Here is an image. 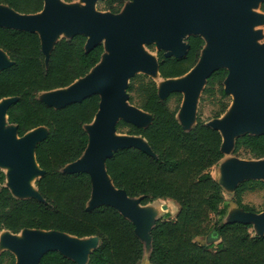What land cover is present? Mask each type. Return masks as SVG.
Here are the masks:
<instances>
[{"label": "trees", "instance_id": "trees-1", "mask_svg": "<svg viewBox=\"0 0 264 264\" xmlns=\"http://www.w3.org/2000/svg\"><path fill=\"white\" fill-rule=\"evenodd\" d=\"M99 2L102 9L117 15L131 0ZM43 4V0H0V5L27 15L40 12ZM259 9L264 13V0ZM87 40L83 34L61 38L46 60L37 33L0 26V49L11 61L0 71V100L16 98L7 110V123L15 125L19 137L41 126L48 130L35 148L36 162L43 171L35 182L41 199L13 196L4 186L5 175L0 171V231L17 234L36 229L77 238L94 236L99 244L86 264H140L144 246L135 234L134 224L111 205L87 209L92 190L90 176L63 171L85 151L89 136L84 126L92 122L100 97L92 95L62 108L38 98L41 92L69 86L100 62L105 52L103 43L87 50ZM184 42L188 50L182 57H166L163 50L155 52L161 78L181 77L199 60L204 39L198 34L188 35ZM227 75L226 68L215 70L203 88L200 103L205 98L213 100L212 119L223 115L230 105L231 97L223 85ZM126 92L129 102L151 115V123L140 128L120 121L117 131L143 137L153 155L136 147L119 149L106 160L107 174L128 197L140 198L141 205L156 200H171L178 205L174 218L167 213L151 228L149 263L264 264V233L252 234L250 223L223 222L228 204L211 174L223 158L219 131L200 116L192 128L185 130L176 118L182 94L173 92L167 99H160L156 82L147 75L130 78ZM172 98L175 105L171 108L168 103ZM233 153H245L249 159L264 158V134L236 137ZM257 188H264V181H240L231 202L246 212L264 211L243 203V194ZM212 229L219 236L216 243L200 242ZM0 264H16L14 254L3 251ZM39 264L78 263L53 250L46 252Z\"/></svg>", "mask_w": 264, "mask_h": 264}, {"label": "water", "instance_id": "water-1", "mask_svg": "<svg viewBox=\"0 0 264 264\" xmlns=\"http://www.w3.org/2000/svg\"><path fill=\"white\" fill-rule=\"evenodd\" d=\"M43 1L40 12L28 15L0 5V26L37 33L46 60L54 43L61 38L83 34L88 38L87 50L106 39L100 62L86 76L67 87L41 92L38 98L54 108H62L92 95L100 97L92 122L84 126L89 136L88 145L81 157L65 165L63 171L88 173L92 190L87 209L101 204L115 207L134 224L135 234L144 246L141 261L145 259L149 262L150 230L168 212V205L155 201L141 205L140 198H130L123 189L115 187L106 171V160L119 149L136 147L153 155L143 137L118 134L117 131L120 121L140 128L151 123L149 113L129 104L126 92L129 80L138 71H143L154 81H165L161 90L156 83L160 99L180 92L182 101L176 118L185 130H189L196 124L197 117L191 125L185 122L193 117L196 101L206 80L215 70L226 68L228 75L223 83L224 90L231 95L235 110L229 111L224 120L219 119L221 115L213 122H206L219 131L223 156L233 152L236 137L245 133L264 134V48L255 44L256 35L250 29L251 25L261 20L250 12L258 0H131L125 6L133 2V7H127L124 15L109 12L108 16L95 14L88 8L66 5L60 0ZM84 1L90 5L97 0ZM58 31H66L68 36L53 41ZM181 34H198L204 39L199 60L185 75L163 79L158 71L157 56L145 55L140 46L157 40V51H165L166 57H182L187 53L188 45L182 42ZM203 34L208 36L207 40ZM10 65L9 57L0 49V71ZM155 72L158 78L152 76ZM43 94L47 95L46 99ZM15 100L14 97L0 100V164L10 170L9 184L4 183V186L17 198L41 199L35 182L43 171L36 162L35 148L47 136L48 130L41 126L19 137L15 125L7 123V110ZM5 124L11 127L9 131H5ZM251 128L256 131H248ZM227 176L232 194L242 180L264 181V158L233 163L227 168ZM31 177L33 188L28 184ZM21 194L25 196H18ZM233 208L229 209L230 213L227 208L223 222L237 221L252 226L257 223L261 229L255 234L264 233V211L246 212L235 204ZM240 211L251 215L248 214L246 220H235ZM1 233L4 234L2 242L6 247L3 251L13 253L16 264H39L40 258L53 250L78 264H86L89 254L99 244V239L94 236L77 238L56 231L24 229L17 234L6 230ZM218 238L217 232L212 229L206 237V244Z\"/></svg>", "mask_w": 264, "mask_h": 264}, {"label": "rangeland", "instance_id": "rangeland-1", "mask_svg": "<svg viewBox=\"0 0 264 264\" xmlns=\"http://www.w3.org/2000/svg\"><path fill=\"white\" fill-rule=\"evenodd\" d=\"M60 1L66 5L76 6L79 8H88V9L92 10L95 14H99L102 16H108L109 15L108 11L102 9V4L99 2V0H97L96 2H94L93 4H90V5H88L84 0H75L73 2H65L63 0H60ZM259 3H260V0L256 1L254 3V5L251 7L250 12L254 15H258L261 20L258 23L251 25L250 29H251V32L256 35V37L254 39L255 44L258 45L259 47L264 48V14L259 9ZM127 7H133V2L128 4V6H125V8L120 13L121 15L125 14ZM203 35L207 40L208 36L206 34H203ZM65 36H68V33L66 31L55 32V34L53 36V41H55L61 37H65ZM186 36H187L186 34H181V40L183 43H184V39ZM106 42H107L106 39H103V43L106 44ZM140 48H141V51L145 55L156 58L155 52L158 49L157 40H155L153 43L142 44L140 46ZM142 74H144L143 71H138L136 73V75H142ZM155 81L158 85V88L161 90L165 84V81L161 80V79H156ZM224 88H225V86H224ZM40 95H42V94H40ZM201 95H202V92L199 94V98L196 101L193 117L190 120H186V122H185L187 125L193 124L195 122L194 120L197 116H200L203 121H206L209 123L214 121L212 119L213 111L215 109V106L213 105V100L211 98H205L204 102L200 103ZM42 97L46 99L47 95L43 94ZM231 100H232V97H231ZM129 104L138 108V106L135 103L129 102ZM168 104L171 108L174 107V105H175L174 98L170 99ZM231 107H232V103L230 102V106L227 110V113L222 115L219 118L220 120H224L227 117V115L229 114L228 112L230 111ZM10 128H11L10 126L5 124V127H4L5 131H9ZM88 129H89V127H88ZM248 131L255 132L256 130L251 128V129H248ZM118 132H119L118 134L122 133L120 131H118ZM249 160H252V159H249L245 153H239L236 155L230 151V153L225 154L223 156L222 160L219 162V164L216 167L212 168V170H211V174L213 175V177L216 180H218L222 185L223 195L225 197L226 203L228 204V210L230 208H232V209H235V208H233L234 204L231 202L233 194H232V190H231V185L228 183L227 168L229 166H231L233 163H236L238 161H249ZM0 171H2L4 173V175H5V182L4 183L6 185H8L9 184L8 175H9V171H10L9 168L4 167L3 165L0 164ZM18 196H25V195L21 194ZM243 203L250 206V207H253L255 210H258V211L263 210L264 209V188H257V189L252 190V191H246L243 194ZM167 211H168L167 213H170V218H174L175 211H173V209L171 207H169V209ZM167 213H165V214H167ZM228 213H230V210ZM248 214H249V216L251 215L250 213H248ZM248 214L240 211L238 213V215L235 216L236 217L235 220H246ZM228 217H230V215ZM260 229H261V226L256 223V224H253V226L250 229V232L252 234H255V233H258L260 231ZM3 236H4V234L1 233V231H0V253L6 249V247L3 245V242H2ZM201 241L202 242L204 241V243H207L206 239L205 240L202 239V240H200V242ZM211 243H216V241L211 242ZM140 264H150V263L144 259L143 261L140 262Z\"/></svg>", "mask_w": 264, "mask_h": 264}, {"label": "crops", "instance_id": "crops-1", "mask_svg": "<svg viewBox=\"0 0 264 264\" xmlns=\"http://www.w3.org/2000/svg\"><path fill=\"white\" fill-rule=\"evenodd\" d=\"M155 202H161V203L167 204L168 205V209H169V207H171L173 209V211H175V214H176V212L178 210V205L176 203H174L173 201H171V200H156Z\"/></svg>", "mask_w": 264, "mask_h": 264}, {"label": "bare ground", "instance_id": "bare-ground-1", "mask_svg": "<svg viewBox=\"0 0 264 264\" xmlns=\"http://www.w3.org/2000/svg\"><path fill=\"white\" fill-rule=\"evenodd\" d=\"M152 76L155 77V78L158 77V75H157L156 72H155ZM234 110H235V105H233V106L231 107L230 111L233 112ZM28 184L30 185V187H32V188L34 187V186H33V178H32V177L29 178ZM16 237H17L18 239H21L20 236H16Z\"/></svg>", "mask_w": 264, "mask_h": 264}]
</instances>
